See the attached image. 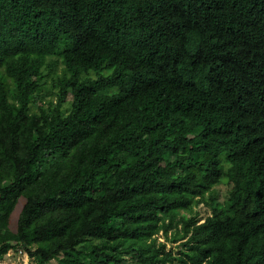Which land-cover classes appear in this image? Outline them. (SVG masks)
I'll use <instances>...</instances> for the list:
<instances>
[{
  "label": "trees",
  "instance_id": "16d2710c",
  "mask_svg": "<svg viewBox=\"0 0 264 264\" xmlns=\"http://www.w3.org/2000/svg\"><path fill=\"white\" fill-rule=\"evenodd\" d=\"M10 250L264 264V0H0V261Z\"/></svg>",
  "mask_w": 264,
  "mask_h": 264
},
{
  "label": "rangeland",
  "instance_id": "374dc122",
  "mask_svg": "<svg viewBox=\"0 0 264 264\" xmlns=\"http://www.w3.org/2000/svg\"><path fill=\"white\" fill-rule=\"evenodd\" d=\"M62 66H63V64L60 62L59 66H58V69L60 70L62 68ZM92 75H94V74H92ZM48 80L50 82V79H48ZM46 99H47L46 101H48L49 98H46ZM67 109H70V107H67ZM216 189L218 190L219 193H221V199H223V197H225L227 195V190L229 189V186H228L227 183H222L219 186H217ZM19 209H20V206H19ZM18 213H19V211L16 214H14V216H13V224H12L13 228H15V226H16ZM180 214H181V216L185 215V216L189 217V213L188 212L181 211ZM190 214L197 216L199 221L203 222L205 218H207L209 215L212 214V209L207 204L201 203V204L196 205L194 210H193V212L190 213ZM168 237H166L162 232H160L157 235L158 243L166 244V250L167 251H172L176 258L180 257V253H181V251L183 249V244L182 243H184L185 240L184 241L175 242V241L171 240V235L168 236ZM184 251H185V248H184ZM22 256L25 257V260L18 259V258H15L13 256L11 260L1 261L0 264H28V263L29 264H34V263H32L30 257L24 256V255H22ZM132 262H133V260H131L130 258L128 259V257H127V262L124 263V264H131ZM60 263L61 262L59 261V259H52L49 262V264H60ZM172 264H178V260L175 259Z\"/></svg>",
  "mask_w": 264,
  "mask_h": 264
},
{
  "label": "built area",
  "instance_id": "2783aa9c",
  "mask_svg": "<svg viewBox=\"0 0 264 264\" xmlns=\"http://www.w3.org/2000/svg\"><path fill=\"white\" fill-rule=\"evenodd\" d=\"M22 255L27 256V257H30L26 252H23L22 250L19 251L18 253H15V252H13V251L10 250V251L8 252V254H7V257H6L4 260H2V261H8V260H11L13 256H14L15 258L25 260V257H23ZM0 262H1V261H0ZM28 264H29V263H28Z\"/></svg>",
  "mask_w": 264,
  "mask_h": 264
}]
</instances>
